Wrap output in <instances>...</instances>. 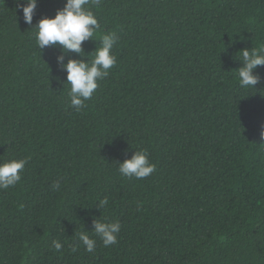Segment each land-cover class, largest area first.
<instances>
[{
    "label": "trees",
    "instance_id": "trees-1",
    "mask_svg": "<svg viewBox=\"0 0 264 264\" xmlns=\"http://www.w3.org/2000/svg\"><path fill=\"white\" fill-rule=\"evenodd\" d=\"M24 3L0 0V160L28 159L0 189V264H264V65L255 87L237 75L264 46V0H90L100 27L64 61L114 31L117 63L79 111L60 46L35 35L65 0H37L31 25ZM135 149L144 179L118 171ZM94 219L120 222L115 245Z\"/></svg>",
    "mask_w": 264,
    "mask_h": 264
},
{
    "label": "clouds",
    "instance_id": "clouds-1",
    "mask_svg": "<svg viewBox=\"0 0 264 264\" xmlns=\"http://www.w3.org/2000/svg\"><path fill=\"white\" fill-rule=\"evenodd\" d=\"M98 4L99 0H92ZM90 0H65L64 6L58 9L53 17L44 16L34 26L36 28V42L40 50L48 46H60L61 55L57 56L58 64L66 71V82L70 85L68 96L70 106L79 111L85 106V101L90 100L97 90L98 82L103 80L109 70L117 63V58L112 49L118 41L116 32L110 31L100 37V46L94 50V56L89 59L70 58L64 61V54L74 52L85 53L82 44L92 39L100 25L93 11L87 5ZM22 7L24 21L31 25L37 7V0H25ZM241 66L238 68V83L241 88L255 87L260 81V76L254 72L258 66L264 65V46L259 48H243L240 51ZM264 137V128L261 130ZM28 162L27 158L0 160V189H8L21 181V172ZM156 170V165L151 163L147 151L137 150L130 158L118 162L119 173L129 179H144ZM61 180L52 184L53 190H58ZM108 204V199L99 201V208ZM121 224L118 220L106 221L93 220L92 234L99 237L104 247L115 245ZM78 240L85 246V250L92 253L96 247V240L87 231H81ZM51 247L59 251L63 245L59 240L52 241ZM76 250L75 247L72 249Z\"/></svg>",
    "mask_w": 264,
    "mask_h": 264
}]
</instances>
